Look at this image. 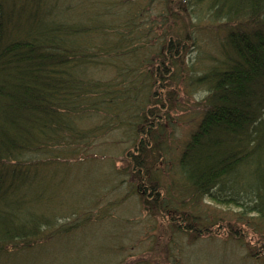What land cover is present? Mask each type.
<instances>
[{
	"label": "trees",
	"instance_id": "obj_1",
	"mask_svg": "<svg viewBox=\"0 0 264 264\" xmlns=\"http://www.w3.org/2000/svg\"><path fill=\"white\" fill-rule=\"evenodd\" d=\"M157 1L158 15L150 9ZM189 19L223 40L220 58L197 80L210 94L181 153V174L195 197L264 225V0H0L1 259L11 261L14 249L40 262L57 252L53 242L72 239H56L72 231L57 229V215L80 208L61 198L64 161L86 158L91 135L127 128L132 174L156 191L167 153L158 132L169 122L163 92L186 70L181 55L195 44ZM141 202L145 215L167 214L178 232L189 221L157 198ZM194 226L181 233L207 231ZM119 232L108 228L97 246L115 248L127 237ZM156 247L151 264L162 263L164 245Z\"/></svg>",
	"mask_w": 264,
	"mask_h": 264
},
{
	"label": "rangeland",
	"instance_id": "obj_2",
	"mask_svg": "<svg viewBox=\"0 0 264 264\" xmlns=\"http://www.w3.org/2000/svg\"><path fill=\"white\" fill-rule=\"evenodd\" d=\"M150 9L158 15L162 5L157 1ZM187 22L195 44H189L181 55L186 69L181 79L163 92V102L169 107V110L166 107L169 122L158 131L167 147L165 161L161 162L163 182L149 193L146 182L139 181L137 173L132 174L128 159L134 150L127 128L114 127L104 136L91 135L86 146L91 152L86 158L64 161L67 164L63 172L65 194L61 198L66 199L69 208H80L76 212L72 210L74 214L64 211L57 215V229L64 231L72 227V231L63 233L65 237L59 234L56 239H72L61 244L53 242L59 244L57 252L43 254L40 262H27L26 257L36 258V254L22 258L21 251L8 249L11 261L0 257V264H52L53 260L56 264L80 261L82 264L86 257L87 264H93L95 256H100L96 260L101 264H151L150 253L158 250L157 243L164 245L159 264H264V225L257 216L243 214L241 208L219 205L207 197H195L181 174V153L207 111L205 99L210 94L209 86L197 80L210 72L220 58L219 44L223 40L222 33L203 29L196 20ZM92 120L100 122L102 116L94 115ZM49 182L47 179L45 186ZM141 198L150 201L157 198L182 212L189 221L185 220V224L181 221V232L188 230V223L207 231L200 235L178 232L166 221L167 214L160 213L155 218L145 215ZM108 228L116 234H121L120 230L126 232L127 237L115 248L105 242L104 249H100L96 242ZM162 232L167 236L157 240ZM76 240H83L88 246Z\"/></svg>",
	"mask_w": 264,
	"mask_h": 264
}]
</instances>
